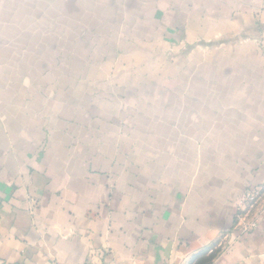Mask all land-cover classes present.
Listing matches in <instances>:
<instances>
[{"label":"crops","instance_id":"1","mask_svg":"<svg viewBox=\"0 0 264 264\" xmlns=\"http://www.w3.org/2000/svg\"><path fill=\"white\" fill-rule=\"evenodd\" d=\"M0 264H264V0H0Z\"/></svg>","mask_w":264,"mask_h":264},{"label":"built area","instance_id":"2","mask_svg":"<svg viewBox=\"0 0 264 264\" xmlns=\"http://www.w3.org/2000/svg\"><path fill=\"white\" fill-rule=\"evenodd\" d=\"M255 199V196L253 192H249L243 199H242V204H246L249 202H253Z\"/></svg>","mask_w":264,"mask_h":264}]
</instances>
